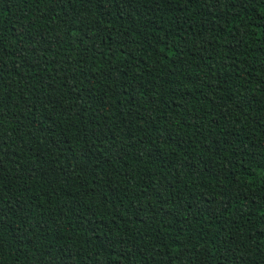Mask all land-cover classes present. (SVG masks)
<instances>
[{
    "label": "trees",
    "instance_id": "16d2710c",
    "mask_svg": "<svg viewBox=\"0 0 264 264\" xmlns=\"http://www.w3.org/2000/svg\"><path fill=\"white\" fill-rule=\"evenodd\" d=\"M0 264H264V0H0Z\"/></svg>",
    "mask_w": 264,
    "mask_h": 264
}]
</instances>
